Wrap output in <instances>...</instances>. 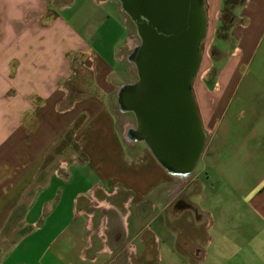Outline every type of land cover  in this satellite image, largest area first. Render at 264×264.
<instances>
[{
  "label": "crops",
  "instance_id": "0c3cea01",
  "mask_svg": "<svg viewBox=\"0 0 264 264\" xmlns=\"http://www.w3.org/2000/svg\"><path fill=\"white\" fill-rule=\"evenodd\" d=\"M114 1L0 0V264H105L120 235L107 246L103 213L124 240L123 210L143 200L188 236L193 264H264V0H204L192 91L206 140L186 178L119 133L132 34Z\"/></svg>",
  "mask_w": 264,
  "mask_h": 264
},
{
  "label": "water",
  "instance_id": "95a60500",
  "mask_svg": "<svg viewBox=\"0 0 264 264\" xmlns=\"http://www.w3.org/2000/svg\"><path fill=\"white\" fill-rule=\"evenodd\" d=\"M139 44L128 62L136 81L120 85L116 103L132 114L127 140L141 143L169 175H191L205 148L193 81L206 37L204 0H115Z\"/></svg>",
  "mask_w": 264,
  "mask_h": 264
},
{
  "label": "rangeland",
  "instance_id": "374dc122",
  "mask_svg": "<svg viewBox=\"0 0 264 264\" xmlns=\"http://www.w3.org/2000/svg\"><path fill=\"white\" fill-rule=\"evenodd\" d=\"M229 0H227L228 2ZM234 4H236L239 0H233ZM114 4H118L114 1ZM115 6V5H114ZM113 6V7H114ZM119 7V5H116ZM106 6H104L105 8ZM109 10V9H108ZM126 19V22L129 24L132 38L130 41V45L125 48L123 52L124 60L130 67L133 72V76L131 78V83L136 81V75L134 71V67L128 62V55L132 51V48L139 44V40L136 37L135 29L133 24L129 21V19L123 14ZM73 23V22H72ZM202 46V44H201ZM73 95L69 96V99L72 98ZM113 103V112L116 116V121L119 129L120 135L124 138L126 142L127 140L126 134L128 129H133L135 127V121L132 114L129 113H121L117 107L116 97H114ZM127 127V128H126ZM139 145L143 146V144L139 143ZM63 144H59L56 148H54L52 152V156H56V153L61 150ZM144 147V146H143ZM145 148V147H144ZM146 149V148H145ZM199 168L198 166H196ZM196 168V169H197ZM89 183V180H86ZM119 192L117 199L126 198V193L122 191L119 187ZM186 200L188 202L195 203L196 199L194 196H187ZM109 201H116L115 198L110 199ZM179 201H181L179 199ZM176 202V201H175ZM175 202L172 203L167 210L168 215H173V211L175 210ZM125 213H129L128 219V230L129 237H126L123 240V236L119 231H123L120 227V223L118 221H111L112 213L110 211H105L103 213L104 218H107V236L105 241L108 247H112L113 238L116 234H119L120 237H116L117 239L114 241L117 243V249L114 254L105 253L101 257V261L105 264H193L194 260L191 261L190 257L186 254H182V244H185L189 247L190 239H187V235L181 234V232L175 233L170 230H160L158 228V221L153 219L154 215H160V208L156 207L155 210L149 206L147 201L140 202H130L129 205L123 210ZM100 213L97 215L99 216ZM151 215H153L151 217ZM103 218V219H104ZM117 219V218H116ZM146 221V222H145ZM133 225L135 229L136 235L133 237ZM173 226V225H171ZM174 227V226H173ZM125 242H127L128 249L124 247ZM114 243V244H115ZM179 243V244H178ZM184 245V246H185ZM101 246H105V243L101 244ZM124 248V249H123ZM208 262V261H207ZM206 262V264H207Z\"/></svg>",
  "mask_w": 264,
  "mask_h": 264
},
{
  "label": "trees",
  "instance_id": "16d2710c",
  "mask_svg": "<svg viewBox=\"0 0 264 264\" xmlns=\"http://www.w3.org/2000/svg\"><path fill=\"white\" fill-rule=\"evenodd\" d=\"M230 5H234V1H233V0H229V1L227 2V0H225V6L228 7V6H230Z\"/></svg>",
  "mask_w": 264,
  "mask_h": 264
}]
</instances>
